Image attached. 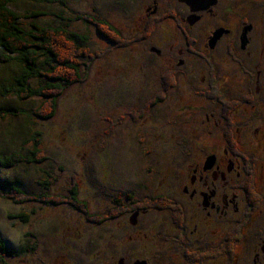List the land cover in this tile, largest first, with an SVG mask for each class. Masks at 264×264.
<instances>
[{
  "label": "rangeland",
  "instance_id": "rangeland-1",
  "mask_svg": "<svg viewBox=\"0 0 264 264\" xmlns=\"http://www.w3.org/2000/svg\"><path fill=\"white\" fill-rule=\"evenodd\" d=\"M63 1L64 6L53 0H18L12 5L20 14H45L24 19L27 24L63 26L88 35L96 58L89 62L88 69L81 68L85 80L67 87L50 119L32 114L43 105L42 98L22 101L12 93L2 94L3 88H13L20 68L16 63L0 65V108L19 113L0 119V158L13 152L29 155L35 148L31 137L36 133H40L38 148L49 157L39 164L0 168V187L10 192L11 186L18 184L27 195L42 197L22 203L21 197H0V234L8 249L15 252L10 257L0 255V264H121L122 259L123 264H133L126 251L153 250L157 242L149 230H171L174 217L155 210L142 215V225L132 232L141 236L134 237L137 241L129 240L125 245L129 247H121L131 228L128 218L117 219L116 200L119 195L130 194V200L139 201L131 209L139 210L138 204L151 206L157 200L140 203L146 197L169 196L174 172L189 159L185 155L190 152L194 126L187 120H176L170 105L176 96L160 107L149 106L158 84L154 79L164 69L163 59L148 60V50L140 45L143 43L117 47L95 26L77 17L107 18L131 38L127 26L140 13L143 0ZM99 52L102 54L98 57ZM44 83L30 81L33 88ZM164 107L168 109L165 120L142 119ZM133 111L136 114H130ZM74 186L88 215L76 201L71 202ZM21 214H29L28 221L23 222ZM118 228L121 232H116ZM148 239L154 240L149 243ZM136 256H143V252Z\"/></svg>",
  "mask_w": 264,
  "mask_h": 264
},
{
  "label": "flooded vegetation",
  "instance_id": "flooded-vegetation-1",
  "mask_svg": "<svg viewBox=\"0 0 264 264\" xmlns=\"http://www.w3.org/2000/svg\"><path fill=\"white\" fill-rule=\"evenodd\" d=\"M97 19L117 33L114 41L100 34L110 43H143L148 60L163 59L153 107L176 96V120L194 126L169 196L140 202L163 197L169 205L132 210L139 201L118 196L117 219L128 218L131 228L121 247L141 236L132 232L142 215L174 217L171 230H149L153 250L126 256L133 264H264V0H143L127 26L131 38ZM167 110L142 119L165 120Z\"/></svg>",
  "mask_w": 264,
  "mask_h": 264
},
{
  "label": "trees",
  "instance_id": "trees-1",
  "mask_svg": "<svg viewBox=\"0 0 264 264\" xmlns=\"http://www.w3.org/2000/svg\"><path fill=\"white\" fill-rule=\"evenodd\" d=\"M17 1L0 0V65L16 63L20 68V73L14 77L13 88H3L2 94L6 96L8 93H12L22 101L33 97L42 98L43 105L32 114L43 119H50L55 116L59 98L67 87L85 80L81 74V68L86 66L88 69L89 62L96 57L93 56L94 52L88 35L71 31L63 26H43L37 22L27 24L24 19H35L45 14L40 11L20 14L12 7ZM53 2L65 5L63 0H53ZM77 17L79 21L95 26L99 34H103L111 41L115 40L117 33L107 21L98 20L97 17L90 15L81 14ZM101 54L99 52L98 57ZM34 79L43 80L45 83L38 88H33L30 81ZM154 102L153 99L149 106L153 108ZM18 114L0 108V119L4 120ZM130 114L136 113L133 111ZM31 139L35 143V148L29 155L21 152L6 155L0 158V168H16L21 164H39L47 161L49 157L46 152L38 148L40 133H36ZM45 195L44 198L48 200L47 195L49 194L45 193ZM2 196L9 199L21 197L19 201L21 203L29 201V198H34L35 201L42 199L41 196L27 195L23 192L22 186L18 184L12 185L10 192L0 187V197ZM70 196L72 197L71 202L76 201V206L83 207L84 213L88 215L86 204L78 198V189L75 186L72 188ZM163 202L169 205L168 200L159 198L151 206L148 204H138L137 206L139 208H161L164 206ZM174 212L180 219L179 212L177 210ZM19 217L23 222H26L29 214H21ZM89 219H92L94 223L98 222L94 217H89ZM102 220L105 221L103 218ZM14 254L15 252L8 249L0 234V255L10 257Z\"/></svg>",
  "mask_w": 264,
  "mask_h": 264
},
{
  "label": "bare ground",
  "instance_id": "bare-ground-1",
  "mask_svg": "<svg viewBox=\"0 0 264 264\" xmlns=\"http://www.w3.org/2000/svg\"><path fill=\"white\" fill-rule=\"evenodd\" d=\"M208 91V90H207ZM76 198V197H75Z\"/></svg>",
  "mask_w": 264,
  "mask_h": 264
}]
</instances>
